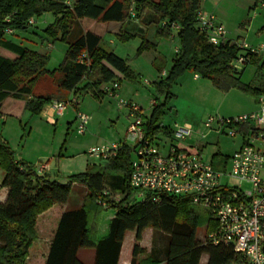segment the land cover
Listing matches in <instances>:
<instances>
[{
	"label": "trees",
	"instance_id": "trees-1",
	"mask_svg": "<svg viewBox=\"0 0 264 264\" xmlns=\"http://www.w3.org/2000/svg\"><path fill=\"white\" fill-rule=\"evenodd\" d=\"M261 2L264 0H256L255 5ZM105 3L106 6L102 7L95 0H0V105L9 97L25 100V109L30 116H38L53 101L67 102L68 93L91 95L99 100L105 95L102 87L106 84L132 80L134 75L127 61L104 51L100 47V37L79 26L83 19L124 23L130 19L131 13L143 24L156 26L157 38L171 39L170 25L179 26L175 33L178 50L170 71L165 74V81L157 86L166 100L171 96V84L185 71L210 80L220 91L237 87L250 93L256 104L264 94V84L253 88L239 83L237 70L231 66L238 54L237 42L226 38L215 46L199 31L197 13L200 0H105ZM44 14L54 17L46 32L53 39L60 34V39L68 45L63 62L52 72L46 70V55L8 40L4 33L6 29L13 30L11 35L24 31L30 27V19L36 20ZM164 21L166 25L162 26ZM133 36L119 35L123 41ZM154 47L143 40L140 49ZM83 53L88 63L79 62ZM258 56L253 55L250 64L255 65L257 73L264 77V62L259 64ZM164 63L161 57L155 60L159 71ZM40 85L44 89L39 88L36 92ZM48 88L49 92L46 91ZM153 101L148 120L144 117V130L148 136L160 132L155 124L165 105L158 99ZM255 130V126L249 124L239 127L243 137ZM196 152L199 153L200 148H196ZM129 155L130 148L123 147L115 159L69 175L65 183H60L39 174L31 164L17 161L8 142L0 136V170L3 172L0 186L8 190L6 200L0 203V264H27L29 249L37 239V218L54 205L63 208L72 184L86 188L83 203L79 209L60 215L44 264H83L77 253L84 249L94 251L93 264H117L125 233L134 231L137 243L148 228L161 234L158 239H162L164 247L154 250L138 264H200L203 255L207 256L206 264H247L231 246L212 244L198 236L197 230L205 222L206 234L215 228V223L206 209L194 206L189 198L167 194L160 195L156 202L148 198L140 201L131 198ZM218 156L214 154L210 162L212 168L225 170L229 157L216 161ZM106 181L121 195L119 201H113L104 190ZM99 202L114 210L107 234L100 239L96 233L102 209ZM142 253L144 250L135 244L131 264H135V258Z\"/></svg>",
	"mask_w": 264,
	"mask_h": 264
},
{
	"label": "rangeland",
	"instance_id": "rangeland-1",
	"mask_svg": "<svg viewBox=\"0 0 264 264\" xmlns=\"http://www.w3.org/2000/svg\"><path fill=\"white\" fill-rule=\"evenodd\" d=\"M95 2L98 6H106L105 0H95ZM255 3L256 0H200V11L206 15H216L224 24L229 39L248 44L257 39L258 33H264V2L257 5ZM131 20L126 26L133 24L130 25V29H132L133 26L141 25L143 31L141 32L142 35H134L127 41H123L115 33L106 31V24L99 21L83 19L79 22V26L83 30L97 34L104 49L115 51L118 57L127 61L134 77L132 80L122 79L118 82V95L123 100L136 104L146 115V121L151 114L152 100L155 99H158L161 104H165L155 124L160 130L172 126L174 123L198 125L202 128L204 121L209 116L227 117L252 109L255 100L250 93L237 87L230 88L226 92L220 91L214 87L210 80L200 75H198V79H195V74L192 71H185L176 78L169 88L171 96L166 100L164 93L160 92L157 86L160 82L165 81V74L171 69L175 58L173 50L178 43L176 40L173 42L167 37L157 38L156 28L154 37L152 34L150 35L146 30L154 25H145L139 19ZM53 22V15L44 14L37 18L36 25L34 22V26L30 25L26 30L16 31L14 35L7 37L8 40L20 44L30 51L46 55V70L50 72L61 65L68 49L67 43L60 39V34L57 35L56 39H53L46 32V28ZM143 40L152 41L155 47L149 50L140 49ZM255 43L258 41L256 40ZM157 57L165 60L160 71L155 64ZM237 77L240 84L250 85L253 88H258L260 81H264V77L257 73V68L253 64L247 65L242 73L237 74ZM42 87L43 85L37 86L36 92L39 91V88L44 89ZM82 101L78 111L90 116L84 134H80L76 130V122L70 104H67L65 111H69L70 115L61 119L56 127L48 125L46 120L38 116H30L25 121V137L31 128L29 146L27 147L31 149L26 150L25 154L32 159L36 157L37 154L33 151L35 146V148L39 147L43 151L46 150L44 156L49 158L50 154L46 153L49 152L50 148L55 147L54 154L61 152L64 155L59 164L64 179L69 175L82 173L93 165H99V162L87 155L88 149L92 146L122 141L129 124V117L127 113L124 114L127 109L119 108L118 102L108 95L99 100L94 99L91 95H85ZM199 141L200 156L205 162H211L214 154L219 155L216 161L222 160L223 157H229L236 150L241 140L239 138L230 139L224 135L210 134L207 139ZM228 160L229 158L227 162ZM45 161L31 165L38 172L39 167L44 165ZM225 166L228 168L227 164ZM104 187L113 201L121 199V195L110 187L109 182L106 181ZM85 194L86 188L83 185L72 184L67 203L68 210L79 209ZM132 196L133 194L131 198ZM104 204L108 207V204ZM104 207L101 205L102 209L96 224L98 239L107 234L109 221L114 215L112 208ZM55 208L61 207L55 206ZM49 216L51 218L52 213ZM39 221L41 222L42 219ZM206 227L207 222L198 228L197 234L200 238L206 235ZM48 229L49 227L46 229L40 225L36 229V233H39L37 235L42 239H39L38 242L35 240L31 245L27 264L39 263L47 251L48 246L42 242L48 235ZM161 241L162 239H158V243L161 244ZM92 251L84 249L77 258L86 264L84 261H88V253ZM204 257L205 255L202 256L200 264H204Z\"/></svg>",
	"mask_w": 264,
	"mask_h": 264
},
{
	"label": "built area",
	"instance_id": "built-area-1",
	"mask_svg": "<svg viewBox=\"0 0 264 264\" xmlns=\"http://www.w3.org/2000/svg\"><path fill=\"white\" fill-rule=\"evenodd\" d=\"M34 22L32 18L28 24ZM197 25L212 45L226 39V29L214 15L199 10ZM170 29L174 31L171 39H175L179 26L171 24ZM4 33L10 35L13 30L6 29ZM237 48L238 54L231 63L234 70L249 65L253 55L264 53V44L252 47L237 42ZM86 58L83 53L79 62L88 63ZM118 90L116 81L103 88L104 94L115 99L119 108L127 109L129 124L125 137L122 141L92 146L87 155L105 163L115 159L123 147L130 148L129 186L136 200L148 198L156 202L160 195L166 194L189 198L194 206L206 209L215 223V228L203 237L206 241L231 246L247 264H264V94L253 112L232 117L209 116L198 129L190 124L174 123L148 136L144 130V113L136 104L120 98ZM66 107L67 102L53 101L47 109L51 114L46 121L54 115L62 116ZM75 122L77 132L84 134L88 116L76 112ZM243 124L255 126L256 130L243 137L239 132ZM209 134L241 140V145L229 156L225 170H214L196 148L187 144L194 135L205 140ZM99 205L105 206L100 202Z\"/></svg>",
	"mask_w": 264,
	"mask_h": 264
},
{
	"label": "crops",
	"instance_id": "crops-1",
	"mask_svg": "<svg viewBox=\"0 0 264 264\" xmlns=\"http://www.w3.org/2000/svg\"><path fill=\"white\" fill-rule=\"evenodd\" d=\"M216 18L218 19L217 21L224 26V24L220 21V19L217 16H216ZM131 19H135V18L134 17H130V19L125 21L124 23H116V22L105 23L106 24L105 29H106V31L115 33L118 36L120 34H122V33L129 34V35H142L141 32L143 31V28L141 27V25H138L137 27L133 26L132 29H130L131 28L130 25H133V24H130V25L126 26V24L129 21H132ZM36 21H37V19L35 20V24L34 25H36ZM155 28H156L155 26H150L148 28V30H146V31H148L149 34L150 35L152 34L153 37H154ZM84 31H86V30H84ZM8 36H11V34L10 35H6V38ZM226 38L229 39L228 34H227ZM175 40L177 41L176 38L175 39H171V41H173V42ZM256 40L258 41V43H255ZM256 40L251 41L248 44L250 46H252V47H256V46H258L260 44H264V43H262V41H264V33H258ZM148 42L154 44L150 40ZM100 47L104 51L112 52L116 56H118L115 53V51H111V50L109 51L107 49H104V47L102 46V42H100ZM175 48H178V45L174 47V50H173L174 54H175ZM258 57H259V64L264 62V55H259ZM194 78L198 79L199 76L195 74ZM83 84L84 83L80 84L78 86V88H80ZM262 84H264V81H260L258 87H260ZM103 88H104V86L102 87V90H103ZM46 91L49 92L50 89L48 88ZM84 96L85 95H83L81 93L74 94L73 92H71V93H68L67 96L65 97L66 100H67V104H70V107H71V109L73 111L72 114H73L74 119H75L76 112H79L78 108H79V105H80L81 101L83 100ZM49 105H47V106H45L43 108V110L38 115V117L46 120V117L51 114V113L47 112V109H48ZM256 109H257V104L255 103L254 106L252 107V109H249V110L244 111L242 113H238V114H234V115H228L227 117H232V116H237V115H240V114L250 113V112L255 111ZM65 111H64L62 116H57V115L52 116L51 118H49V121H46V123L48 125L56 127L58 122L61 121V119L66 118L67 116L70 115L69 111H67V112H65ZM126 113L127 112H124L125 115H126ZM144 116H146V115L144 114ZM28 117L30 118V114L25 109V100L14 99V98H11V97L5 99L0 105V136L5 141L8 142V144L10 145V147L12 148V150L15 153V158H16L17 161H20V162H23V163H26V164H35L36 162H42L43 160H46L44 165H41L39 167L38 173L46 175V176H49L52 180H56V181H58L60 183H65L66 179L63 178V174H61L62 171L60 170L61 166L59 165L60 161H61V158L64 155L61 152H58L57 154H54V152L56 150L55 147L53 149L50 148L49 152L46 153V154H50L49 158L44 156L46 150L43 151L39 147L35 148V146H34V150L33 149L32 150L35 152V154H37L36 157H34L32 159L29 155L25 154L26 150L31 149L30 147L27 148L29 146V142L28 141H29V137H30V134H31V128H30L29 134H27V137H25V135H26V124H25V121L27 119H29ZM88 118H89V121H90V116H88ZM89 121H88V124H89ZM68 124H71V122H68ZM194 127L198 129L200 126L194 125ZM209 136H210V134L207 137H209ZM199 140L200 139L197 136L194 135L187 142V144H188V146H190L192 148H201V147L198 146L199 142H200ZM240 145H241V141H240L238 147ZM237 148H236V150H237ZM2 178H3V172L1 171V173H0V183L2 181ZM7 194H8V190L6 188H2L0 186V203H3L6 200ZM68 200H69V198H68ZM67 203H68V201H67ZM67 203H66V205L63 208H55L56 205H54L48 211H46L43 214H41L38 217V219H37L36 229L39 227V225L42 226L43 228H46V229L49 227V229L47 230L48 235H47L46 238H44V240L42 242L46 246H49V243L51 242V239H52L53 233H54V231H55V229L57 227L60 215L62 213H64V212H66V211H70L67 208ZM50 213H52V217L51 218L49 216ZM39 219H42V221L40 222ZM37 234H39V233H37ZM104 236L105 235H103V237ZM161 237L162 236H161L160 233L155 232L154 230L148 228V229H145L142 232L141 240L136 243V241H135V232L134 231L126 232L125 235H124V238H123L122 247H121V250H120V254H119V257H118V263L117 264H131L132 263V250H133V247H134L135 244H138V246L142 250H144V253L138 255L135 258V264H138L139 262L145 260L147 257L150 256L151 252H153L154 250L157 251L159 249H163V247H164L163 244L161 245L160 243H158V238H161ZM39 239H42V238H40V236L37 235L36 241L38 242ZM81 251H83V250H79L78 251L77 257L79 256L80 253H82ZM89 253H88V261H84V262H86V264H93L94 252L92 251V252H89ZM46 254H47V251L43 254V257L41 258V260H39L40 262L37 263V264H44L45 263ZM203 261H204V264H206V262H207V256L206 255H205ZM160 264H164V263H160Z\"/></svg>",
	"mask_w": 264,
	"mask_h": 264
},
{
	"label": "water",
	"instance_id": "water-1",
	"mask_svg": "<svg viewBox=\"0 0 264 264\" xmlns=\"http://www.w3.org/2000/svg\"><path fill=\"white\" fill-rule=\"evenodd\" d=\"M237 73L240 74L241 73V69L237 70Z\"/></svg>",
	"mask_w": 264,
	"mask_h": 264
}]
</instances>
